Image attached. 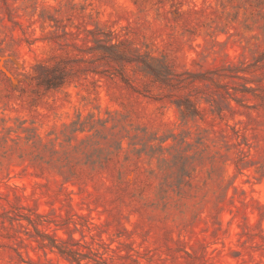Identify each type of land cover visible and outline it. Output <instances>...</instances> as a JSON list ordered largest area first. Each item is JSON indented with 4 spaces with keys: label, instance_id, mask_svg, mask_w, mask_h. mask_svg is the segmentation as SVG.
<instances>
[{
    "label": "rangeland",
    "instance_id": "374dc122",
    "mask_svg": "<svg viewBox=\"0 0 264 264\" xmlns=\"http://www.w3.org/2000/svg\"><path fill=\"white\" fill-rule=\"evenodd\" d=\"M0 264H264V0H0Z\"/></svg>",
    "mask_w": 264,
    "mask_h": 264
}]
</instances>
